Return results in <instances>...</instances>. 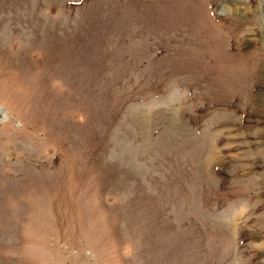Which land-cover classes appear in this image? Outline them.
<instances>
[{
	"label": "rangeland",
	"instance_id": "rangeland-1",
	"mask_svg": "<svg viewBox=\"0 0 264 264\" xmlns=\"http://www.w3.org/2000/svg\"><path fill=\"white\" fill-rule=\"evenodd\" d=\"M262 9L0 0V264H264Z\"/></svg>",
	"mask_w": 264,
	"mask_h": 264
},
{
	"label": "water",
	"instance_id": "water-1",
	"mask_svg": "<svg viewBox=\"0 0 264 264\" xmlns=\"http://www.w3.org/2000/svg\"><path fill=\"white\" fill-rule=\"evenodd\" d=\"M8 119L6 110L3 106L0 105V123L6 121Z\"/></svg>",
	"mask_w": 264,
	"mask_h": 264
},
{
	"label": "bare ground",
	"instance_id": "bare-ground-1",
	"mask_svg": "<svg viewBox=\"0 0 264 264\" xmlns=\"http://www.w3.org/2000/svg\"><path fill=\"white\" fill-rule=\"evenodd\" d=\"M225 10L224 8H222V11ZM262 14H263V17H264V0H263V9H262ZM234 226V225H233ZM233 229V228H232Z\"/></svg>",
	"mask_w": 264,
	"mask_h": 264
}]
</instances>
